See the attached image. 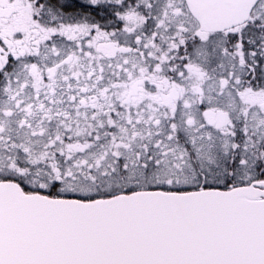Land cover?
I'll use <instances>...</instances> for the list:
<instances>
[{
	"label": "snow or ice",
	"instance_id": "6c2138e0",
	"mask_svg": "<svg viewBox=\"0 0 264 264\" xmlns=\"http://www.w3.org/2000/svg\"><path fill=\"white\" fill-rule=\"evenodd\" d=\"M0 264H264V0H0Z\"/></svg>",
	"mask_w": 264,
	"mask_h": 264
}]
</instances>
